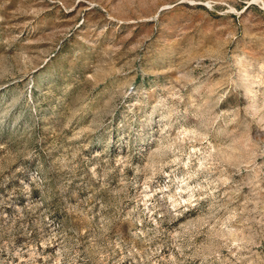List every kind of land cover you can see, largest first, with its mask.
I'll list each match as a JSON object with an SVG mask.
<instances>
[{
    "label": "rangeland",
    "instance_id": "rangeland-1",
    "mask_svg": "<svg viewBox=\"0 0 264 264\" xmlns=\"http://www.w3.org/2000/svg\"><path fill=\"white\" fill-rule=\"evenodd\" d=\"M0 264H264V0H0Z\"/></svg>",
    "mask_w": 264,
    "mask_h": 264
}]
</instances>
